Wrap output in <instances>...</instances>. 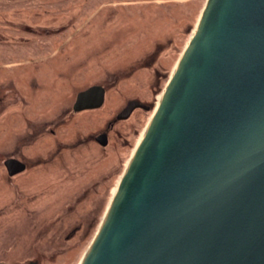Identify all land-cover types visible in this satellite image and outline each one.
Listing matches in <instances>:
<instances>
[{
    "label": "rangeland",
    "instance_id": "1",
    "mask_svg": "<svg viewBox=\"0 0 264 264\" xmlns=\"http://www.w3.org/2000/svg\"><path fill=\"white\" fill-rule=\"evenodd\" d=\"M204 2L0 0V262L78 264ZM130 99L150 108L107 128Z\"/></svg>",
    "mask_w": 264,
    "mask_h": 264
},
{
    "label": "water",
    "instance_id": "2",
    "mask_svg": "<svg viewBox=\"0 0 264 264\" xmlns=\"http://www.w3.org/2000/svg\"><path fill=\"white\" fill-rule=\"evenodd\" d=\"M135 108L150 105L128 100L107 128ZM78 264H264V0H205Z\"/></svg>",
    "mask_w": 264,
    "mask_h": 264
},
{
    "label": "bare ground",
    "instance_id": "3",
    "mask_svg": "<svg viewBox=\"0 0 264 264\" xmlns=\"http://www.w3.org/2000/svg\"><path fill=\"white\" fill-rule=\"evenodd\" d=\"M195 28V27H194ZM194 30V29H193ZM180 57V56H179ZM179 59V58H178ZM177 59V60H178ZM175 67V66H174ZM174 69V68H173ZM161 96V95H160ZM160 96H159V98H160ZM159 100V99H158ZM150 118V117H149ZM148 121V120H147ZM147 123V122H146ZM145 128V127H144ZM144 130V129H143ZM143 130H142V132H143ZM142 132H141V134H140V136L142 135ZM140 138V137H139ZM139 138H138V140H139ZM138 142V141H137ZM137 144V143H136ZM136 146V145H135ZM135 148V147H134ZM133 148V149H134ZM133 151V150H132ZM130 158V157H129ZM129 158H128V160H129ZM128 160L126 161V165H127V162H128ZM125 165V166H126ZM119 181V180H118ZM118 183V182H117ZM117 183H116V185H117ZM116 185H115V187L112 189V194L114 193V191H115V189H116ZM112 196V195H111ZM100 224V223H99ZM99 226V225H98ZM98 229V228H97ZM97 231V230H96ZM96 233V232H95ZM95 235V234H94Z\"/></svg>",
    "mask_w": 264,
    "mask_h": 264
},
{
    "label": "flooded vegetation",
    "instance_id": "4",
    "mask_svg": "<svg viewBox=\"0 0 264 264\" xmlns=\"http://www.w3.org/2000/svg\"><path fill=\"white\" fill-rule=\"evenodd\" d=\"M73 106V105H72ZM73 110V109H72ZM101 132H103V131H101ZM95 137V136H94Z\"/></svg>",
    "mask_w": 264,
    "mask_h": 264
}]
</instances>
